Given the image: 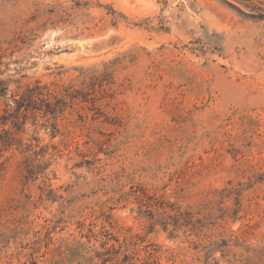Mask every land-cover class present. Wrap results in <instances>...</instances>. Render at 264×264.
<instances>
[{
    "label": "rangeland",
    "instance_id": "1",
    "mask_svg": "<svg viewBox=\"0 0 264 264\" xmlns=\"http://www.w3.org/2000/svg\"><path fill=\"white\" fill-rule=\"evenodd\" d=\"M36 81L62 110L0 151V264H264V0H0V115Z\"/></svg>",
    "mask_w": 264,
    "mask_h": 264
},
{
    "label": "trees",
    "instance_id": "2",
    "mask_svg": "<svg viewBox=\"0 0 264 264\" xmlns=\"http://www.w3.org/2000/svg\"><path fill=\"white\" fill-rule=\"evenodd\" d=\"M53 97L55 102H61V98H57L54 96L46 85L41 84L39 81H36L33 85H28L19 95L18 97H13L12 104L13 106L6 109L2 115H0L1 125L3 126L2 131L4 134L3 138H0V151L9 150L13 146L19 147L22 146V143L19 139L16 138L15 132L20 128V123H25L27 119V114L34 111H41L42 122L38 125L43 128L51 127V130L54 131L56 129L55 119L58 114L61 113L62 107H59V104L52 103L49 99ZM63 102V101H62ZM45 106L44 109L41 107ZM37 116V114H34ZM8 123V128H5V125ZM36 145L27 144L25 145L24 151L29 152L32 150V154H38L33 151V148ZM41 152L45 153V149L41 147ZM34 158L32 155L28 154L24 159V172L26 180L31 179L36 174L35 172V164ZM227 196V195H225ZM224 197V196H223ZM221 197V198H223ZM139 213H141V207L145 206L147 211H149L152 215L158 214L160 218L161 228L165 231L169 230V226H171L170 232L177 228L178 218L181 217L186 212H182L178 206H175L172 203H169L166 200H151L149 199H139ZM235 204L239 205V194L235 198ZM238 207V206H237ZM238 209L236 208L231 217L235 219L236 213ZM156 212V213H154ZM153 217V216H152ZM123 255H127L123 253ZM127 257V256H126ZM133 259V258H131Z\"/></svg>",
    "mask_w": 264,
    "mask_h": 264
}]
</instances>
